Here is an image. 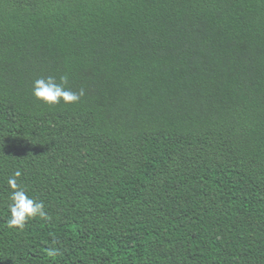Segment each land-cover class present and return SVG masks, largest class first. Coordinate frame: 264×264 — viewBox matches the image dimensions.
<instances>
[{"label":"trees","instance_id":"obj_1","mask_svg":"<svg viewBox=\"0 0 264 264\" xmlns=\"http://www.w3.org/2000/svg\"><path fill=\"white\" fill-rule=\"evenodd\" d=\"M0 264H264V0H0Z\"/></svg>","mask_w":264,"mask_h":264},{"label":"clouds","instance_id":"obj_2","mask_svg":"<svg viewBox=\"0 0 264 264\" xmlns=\"http://www.w3.org/2000/svg\"><path fill=\"white\" fill-rule=\"evenodd\" d=\"M69 77L67 74L57 78L55 76L39 77L32 82V96L39 102L54 106L60 103L75 104L85 95L83 88L75 92L66 87ZM21 176L19 170L15 171L7 180V185L12 190L9 196L8 211L10 217L7 220L8 227L23 229L26 223L36 217L48 219V213L43 201L28 195L24 186L18 183ZM55 249L48 250V255H55Z\"/></svg>","mask_w":264,"mask_h":264},{"label":"bare ground","instance_id":"obj_3","mask_svg":"<svg viewBox=\"0 0 264 264\" xmlns=\"http://www.w3.org/2000/svg\"><path fill=\"white\" fill-rule=\"evenodd\" d=\"M187 19V18H186ZM187 24V23H186Z\"/></svg>","mask_w":264,"mask_h":264}]
</instances>
